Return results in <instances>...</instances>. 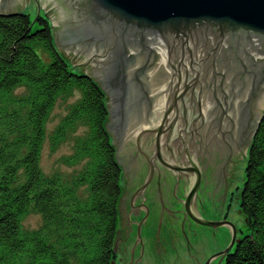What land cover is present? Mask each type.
<instances>
[{
	"label": "water",
	"instance_id": "1",
	"mask_svg": "<svg viewBox=\"0 0 264 264\" xmlns=\"http://www.w3.org/2000/svg\"><path fill=\"white\" fill-rule=\"evenodd\" d=\"M18 1L0 0V14L17 18ZM43 1L59 20L58 50L78 53L110 101L105 127L124 168L121 212L132 201L131 218H145L139 207L149 204L158 227L162 215L220 225L202 216V201L225 204L236 152L247 156L259 136L264 0ZM238 241L233 225L218 264Z\"/></svg>",
	"mask_w": 264,
	"mask_h": 264
},
{
	"label": "trees",
	"instance_id": "2",
	"mask_svg": "<svg viewBox=\"0 0 264 264\" xmlns=\"http://www.w3.org/2000/svg\"><path fill=\"white\" fill-rule=\"evenodd\" d=\"M17 12L0 14V264H112L121 168L105 127L107 97L58 50L48 14ZM58 102L66 111L51 146L83 126L61 157L66 165L82 163L69 175L46 174L40 164ZM257 130L239 195L247 232L224 264H264V115ZM28 212L40 215L36 227L24 225Z\"/></svg>",
	"mask_w": 264,
	"mask_h": 264
},
{
	"label": "rangeland",
	"instance_id": "3",
	"mask_svg": "<svg viewBox=\"0 0 264 264\" xmlns=\"http://www.w3.org/2000/svg\"><path fill=\"white\" fill-rule=\"evenodd\" d=\"M17 7L18 9H21L24 12H29L32 19H34L38 14H41V16L44 14H48L50 18V23L55 28L54 31H56L57 37H59V20L52 4L43 0H38L37 4L32 2V0H19L17 3ZM54 41L58 48V39L56 42L55 36ZM59 51L65 57V59H67L69 63H71L72 68L75 72L82 71L83 73L88 74L90 77H92L78 53H75L66 58V50ZM77 94L78 93L76 92L73 96H77ZM73 100V98L68 99V101ZM109 102L110 101L107 97L106 104L109 105ZM65 111V103L63 104L58 102L53 108L50 118L47 122L46 130L48 134L46 132V140L43 143V147L40 154V164L43 172L46 174L56 172L60 175H69L82 166V163L77 165H66L62 163L61 160V157L63 155L70 154L72 152L75 140L74 138L76 135L81 134L83 130L82 125H78L75 131L69 132L66 136V140L63 143L55 147L51 146L50 143L51 133L54 131L56 125L58 124L61 116L65 113ZM110 124H112V119L109 121V125ZM246 159L247 158L246 155L243 154L242 147V152H236V164L230 165L226 181L228 182V184L225 185L226 187H228V185L233 182V184H231V188L233 190L231 195L232 198L230 200V203L228 204V219L224 220L222 217H220L222 203L202 201V216H208L209 219L220 220L221 222L220 225L215 227V231L213 229L204 227L203 233L198 234L196 237H194V235L191 236L190 234H187V239L185 237L184 241L183 239L177 240V238L173 240L171 224L166 223V230H161L162 227H158V218L156 217V215H153L152 217L146 218L143 222V225L146 224L145 227L148 225V222L152 223V228H148V230H145L147 233L145 231V233L142 231V233L138 235V231H140L141 227L138 226L137 238L135 239L136 233H133V228H135V225L137 224V221L140 218H131L133 215L132 201H125V212L123 213L124 216L127 218L126 227L130 219L132 227L131 229L127 227V232L130 236L127 238L128 241L124 240L123 243H128L130 246L129 249L131 251L134 250L133 247H135L136 245L137 249L134 253L139 252V254H133V258H131L130 260V250L128 252V249L125 248L124 244L120 240V236L118 235L119 228L122 229V221L119 215L118 228L113 244L114 246L117 243L116 250L114 252L115 260L112 264H218L220 251L227 246L232 237L233 225L236 227L237 237L240 238L243 234L247 232L245 217L239 208V195L244 182V168L246 165ZM120 168L121 174L119 184L121 187V191L122 189L124 191L121 196L122 198L126 199L124 168L121 165ZM229 181H231V183H229ZM224 191H226V189H224ZM144 206L145 205L139 207L141 212L145 210ZM152 213L155 214L154 211H152ZM168 221L172 223H178L170 218ZM23 222L24 225L28 228L36 227L40 222V215L36 212H28L25 215ZM153 225L157 226L156 229ZM191 225H194V227H199V225L195 223ZM165 239H167L169 243L166 242ZM188 240L190 241V244ZM141 242L143 243L142 252H140V246L142 245ZM164 242L165 244H168V249L166 251L162 248V244ZM165 244L163 245V247L165 246ZM118 246H120L119 252H128V254L118 256ZM234 248L235 244L231 247V251L234 250ZM138 259H140L139 263L136 262ZM224 259L225 257L221 259L219 264H224Z\"/></svg>",
	"mask_w": 264,
	"mask_h": 264
},
{
	"label": "flooded vegetation",
	"instance_id": "4",
	"mask_svg": "<svg viewBox=\"0 0 264 264\" xmlns=\"http://www.w3.org/2000/svg\"><path fill=\"white\" fill-rule=\"evenodd\" d=\"M107 96V95H106ZM229 183H231V181H229ZM231 184H233V182L231 183ZM231 184L230 185H228V187L226 188V191H225V194H224V201H225V204L224 203H222V207H221V213H220V217H222L224 220H226V219H228V216H229V211H228V204L230 203V200H231V198H232V192H233V190H232V188H231ZM124 191H123V189H122V191H121V195H122V193H123ZM149 206V207H148ZM119 207H120V217H121V221H122V229H120L119 228V230H118V235L120 236V240H121V242L123 243L124 242V240H127L128 241V237L130 236L129 234H128V232H127V227H126V220H127V218L124 216V213L123 212H121V202H119ZM144 211L142 212V214H143V216L144 215H146L145 216V218H140V219H138V221H137V224L135 225V228H133V233H136V235H135V239L137 238V227L138 226H141L140 227V231H138V235L140 234V233H142V231L144 232L145 231V225H143L144 223V220L146 219V218H148V217H152V215H151V212H152V208H151V206L149 205V204H146L145 206H144ZM169 220V218L168 217H166V216H162V229L161 230H166V223H168V224H171V226H172V236H173V240H175L176 238H177V240H181V239H183V241H184V239H185V237H186V239H187V234H190L191 236H193L194 235V237H196L198 234H202L203 233V228L204 227H206V228H209V229H213L214 231H215V227H212V226H209V225H199V227H194V225H191V223H186V220L185 221H181V222H178V223H172V222H169L168 221ZM140 223H141V225H140ZM149 223V222H148ZM158 223V222H157ZM194 224V223H193ZM196 224V223H195ZM154 226V225H153ZM132 227V226H131ZM145 227V228H144ZM155 227V229H156V227L157 226H154ZM153 227V228H154ZM142 229H144V230H142ZM146 232V231H145ZM144 232V233H145ZM143 233V234H144ZM147 233V232H146ZM175 235H174V234ZM132 234V233H131ZM132 236V235H131ZM123 237V238H122ZM124 238H126V239H124ZM171 239V238H170ZM169 239V240H170ZM165 241L166 242H168L167 241V239H165ZM188 242H189V244H190V241L188 240ZM169 243V242H168ZM124 244V246H125V248L126 249H128V252H129V248H130V246H129V244L128 243H123ZM136 244V243H135ZM165 244V242L162 244V248L163 249H165V251L168 249V247H167V243L165 244V246L163 247V245ZM177 244V243H176ZM171 247V246H170ZM119 248H120V246H118L117 247V249H118V251H117V253H118V256H122V255H127L128 254V252H124V253H121V252H119ZM134 248V250H130V252H129V256H130V260H131V258H133V254H139V252H136V253H134L135 251H136V249H137V246L135 245V247H133ZM140 249H141V246H140ZM176 249H177V247H176ZM126 251V250H125ZM140 252H142V251H140ZM131 254V255H130ZM117 255V254H116ZM139 256V255H138ZM141 256V255H140ZM139 261H140V259H138L136 262L137 263H139ZM118 262V261H117Z\"/></svg>",
	"mask_w": 264,
	"mask_h": 264
}]
</instances>
